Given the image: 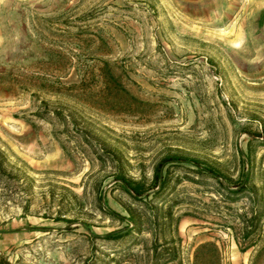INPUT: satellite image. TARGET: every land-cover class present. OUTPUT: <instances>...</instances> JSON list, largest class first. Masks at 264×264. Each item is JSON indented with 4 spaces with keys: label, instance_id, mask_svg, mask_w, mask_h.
I'll use <instances>...</instances> for the list:
<instances>
[{
    "label": "rangeland",
    "instance_id": "obj_1",
    "mask_svg": "<svg viewBox=\"0 0 264 264\" xmlns=\"http://www.w3.org/2000/svg\"><path fill=\"white\" fill-rule=\"evenodd\" d=\"M0 264H264V0H0Z\"/></svg>",
    "mask_w": 264,
    "mask_h": 264
},
{
    "label": "trees",
    "instance_id": "obj_2",
    "mask_svg": "<svg viewBox=\"0 0 264 264\" xmlns=\"http://www.w3.org/2000/svg\"><path fill=\"white\" fill-rule=\"evenodd\" d=\"M178 163V162H186V163H190L194 166L200 167L201 170L207 172L208 174L212 175V176H216L217 175V170L215 168H213L212 166L209 165H201V162L198 159L195 158H188V157H184V156H178V155H167L164 156L156 165L155 167V172H154V178H153V185L154 183L160 179V171L161 168L163 167L164 164L166 163ZM121 183L124 186H128L132 192L136 195L140 193V186L137 183H134L126 178L120 177L119 178Z\"/></svg>",
    "mask_w": 264,
    "mask_h": 264
}]
</instances>
